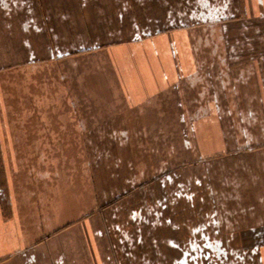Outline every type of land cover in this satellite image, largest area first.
<instances>
[{
	"label": "crops",
	"instance_id": "crops-1",
	"mask_svg": "<svg viewBox=\"0 0 264 264\" xmlns=\"http://www.w3.org/2000/svg\"><path fill=\"white\" fill-rule=\"evenodd\" d=\"M0 70L65 91L0 139V264H264V0H0ZM85 88L104 141L81 125ZM85 164L191 209L195 185L209 210L162 224L163 198L97 219Z\"/></svg>",
	"mask_w": 264,
	"mask_h": 264
},
{
	"label": "rangeland",
	"instance_id": "rangeland-1",
	"mask_svg": "<svg viewBox=\"0 0 264 264\" xmlns=\"http://www.w3.org/2000/svg\"><path fill=\"white\" fill-rule=\"evenodd\" d=\"M84 70L86 71V69ZM37 71L38 70H19L15 72L13 70H0V129L2 131L0 133V139L10 140L11 134H15L11 131L16 130V128L22 129V133L19 134L18 129L17 134L25 139V125L27 123L31 124L34 121H36L35 123L37 124L47 123V118H45L44 116L45 114L43 116H37L36 113H34L35 115H26L25 110L36 109L39 110L38 112L40 113L42 111L46 112V110L50 109L51 104L53 103V101H49L48 99L49 94L55 92L61 94L65 92L62 89L63 86H58L57 82V85H55L54 87V85L52 83H49L48 80H45L44 82H40V80L38 82L33 81L32 77L35 76V73ZM88 74H90V70H88ZM68 76L72 78L71 73H68ZM82 76H87V72L85 73L83 71ZM27 78L29 79V81H27ZM68 85L69 87L67 85L65 87H68L69 91L72 94L73 89L76 90L77 86L75 87L74 84ZM33 90L35 91V93L33 92ZM92 93L93 92H91L90 88L88 90L85 88L84 93L81 96V125L85 129V131L87 126L90 127V131H92L91 136L93 138L98 137L99 140H103L102 136L105 135V126L103 125V123L107 119V117L100 114L102 110H99V106L97 103L98 101L96 102L94 100V96L92 95ZM85 97L87 99L83 100V98ZM101 106H103V108H108L107 103L104 101L101 102ZM110 107L115 110V108L119 107V105L116 106L115 104H110ZM109 118L110 120L113 119L112 116ZM41 120H43V122H41ZM84 133L85 132L83 130V135ZM101 151L103 152L101 154L104 157L106 149H102ZM84 155L85 150H83V156ZM105 161L106 159H103V162ZM196 161L197 160H195V162ZM196 164L197 163H194V166H196ZM72 165L73 162L70 164H66V167H72ZM18 167L20 168V171L25 172V166L19 165ZM84 167L85 169L83 170V173H86V182L91 189L92 196L95 197V203L97 205V210L93 212L92 215L97 217V219L102 218L104 220L106 216V219H111V214H113L111 221H125L128 219L129 210H132L133 208L138 207V209H142L144 213L145 209L148 210V207L154 205V203L158 199L165 198L167 199V201L170 200L169 191L160 188L158 181L140 180L135 182L134 189L127 190L124 186L122 187V181H120L119 177H117L116 175L111 180V178H109L110 174H107L105 170H102L101 168H98V170L94 171L91 167L89 168V165L85 164ZM200 167L201 165L199 164V169L195 168V171L200 173L202 170V168ZM107 183L109 188L108 192L104 190ZM111 184L112 188L110 187ZM124 188L126 191L125 193L123 192ZM170 188L171 187H169V189ZM201 189L203 188L193 185V191L195 192L193 209L186 206L185 203L182 202V200H178L176 202L170 200V203L167 202V208L161 211V215L159 214L161 216L160 222L162 224H165L166 221L170 220L180 223L189 220L196 223L198 221L204 220V213L205 211L208 212L209 207L205 202L207 201V197L203 195L204 192H201ZM108 193H111V195H109L111 197V200L105 198V195H107ZM201 196H203L204 203L201 202ZM113 206L117 208L124 207L125 209H120L117 212L115 211V209H113V212H105L107 208H111ZM142 231H144L143 233H145V236L152 234L154 236L164 237V231L168 232L169 228L164 227L162 229L158 228L156 230H152L151 228H149V226H145ZM162 247L164 248L165 246L163 245Z\"/></svg>",
	"mask_w": 264,
	"mask_h": 264
}]
</instances>
